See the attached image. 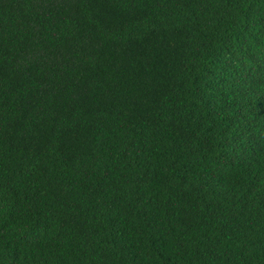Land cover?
<instances>
[{"label":"trees","instance_id":"1","mask_svg":"<svg viewBox=\"0 0 264 264\" xmlns=\"http://www.w3.org/2000/svg\"><path fill=\"white\" fill-rule=\"evenodd\" d=\"M0 264H264V0H0Z\"/></svg>","mask_w":264,"mask_h":264}]
</instances>
